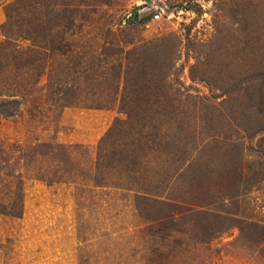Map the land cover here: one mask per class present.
Here are the masks:
<instances>
[{
    "label": "rangeland",
    "instance_id": "rangeland-1",
    "mask_svg": "<svg viewBox=\"0 0 264 264\" xmlns=\"http://www.w3.org/2000/svg\"><path fill=\"white\" fill-rule=\"evenodd\" d=\"M11 1L0 0V39ZM106 1L82 5L69 50L31 89L23 76L18 91L10 88L16 70L0 57V264H142L133 255L162 227L151 219L169 205L151 193L136 199L116 180L115 164L90 169L116 119H127L121 141L137 138L138 112L162 127L155 141L147 135L139 145L116 146L126 165L137 160L130 166L143 191L215 214L181 217L179 229L200 222L192 239L216 231L207 243L190 242L181 259L264 264V0ZM56 88L69 103L50 106ZM13 98L20 100L14 112ZM44 143L67 151L72 182L34 176L26 154ZM41 155L33 165L54 162ZM19 204L21 216H10ZM172 224L164 225L174 232ZM177 236L185 239L174 234L170 245Z\"/></svg>",
    "mask_w": 264,
    "mask_h": 264
},
{
    "label": "trees",
    "instance_id": "trees-1",
    "mask_svg": "<svg viewBox=\"0 0 264 264\" xmlns=\"http://www.w3.org/2000/svg\"><path fill=\"white\" fill-rule=\"evenodd\" d=\"M102 2L107 3L106 0H102ZM87 4V0H69L63 2H56L54 0H13L5 5L4 11L6 22L2 25L1 32H3L2 34L5 35L6 38L0 39V57H4L6 61L10 60V66H12L10 71H13V69L16 70L11 73L13 74V77L10 78L12 79L10 81V88L18 91L20 89L18 79L19 76H23L22 79L24 82L30 85L29 87H23L24 90L31 89L32 85L38 81L39 76L49 65L50 60L55 56L64 55L69 50V40L67 36L74 33L72 27L75 25L76 17L79 16V12L82 10V5ZM22 41L25 42V45L22 44ZM1 65L2 63L0 62V66ZM3 65L6 64L4 63ZM50 93H52L53 96H56L55 99H53V103H50V106H54L57 103L59 105H66L69 103L68 100L70 97H68V94L64 93L63 90H60V88H56V90L50 91ZM93 100L98 99L94 97ZM121 100H125L123 95L121 96ZM9 103L11 110L14 112L17 109V106L20 105V100L18 98H13L10 99ZM91 106L99 107L98 101H92ZM124 113L127 115L126 118L131 117V110L124 109ZM10 115H12V113H10ZM138 115L142 120V124L137 128V138L132 137L129 142L121 141V139L124 138V135H126L125 124L127 119H116L101 139L96 152L97 160H95L90 169L101 171V169L104 168L111 171L115 164L117 168H119L118 172L115 173L116 180L118 181L122 178L124 180L123 184H126L124 188L132 190L136 199L138 198L142 200L149 196L152 198L151 200L155 201V203H159L160 205L167 204L170 207L167 208L170 211L165 213V215L160 214L159 217L151 219L162 227L156 229L157 231L154 232L153 229L152 231L150 230L148 234L149 243L145 244L146 246L142 248V252L137 258L133 255L134 261L136 259V261L142 264H195L193 261L194 256H189V259H187V257L181 259L180 254L182 253L184 255L189 252L190 249L188 248V245L190 242H192L193 247H196V244L209 242L212 239L210 236L216 231L213 232L212 228L208 229L207 227V229H203L204 232L207 233V237L204 236L201 239H192L195 236L192 237L193 235L191 234L193 233L189 232L195 230L196 228H192V226L199 225L200 222L198 223L197 221H194L190 224V227L182 229L175 226L183 223L184 220H180L181 217H184L185 219L189 218L192 212L200 211V215L203 214L204 216H207L215 215L214 211L203 210L201 205H198V209H193V203L191 202L185 204L182 203V201L181 203L175 204L171 197L162 198L160 193L157 191L155 192V190L154 192L147 193L143 191L145 190L142 187L143 185L140 184L138 177L135 176L138 171H133V168L130 166L135 164L137 160L132 159L131 162L126 165L125 161L128 156L126 155L124 157L122 155L121 147L116 146L124 144L126 147H130L132 143L139 145L138 137L143 138L147 135L150 136V139L146 140L147 142L153 143L155 141L152 138L158 136V132L162 127L147 123V117L146 115L144 116L143 112H138ZM153 131L154 133L151 134ZM109 146L112 148L111 154L108 153L110 150L107 152ZM40 147H42V151L35 148L31 154H26V158H29V163L31 164L30 166L34 172V176L47 183L58 181L72 182L74 176L77 177V173L72 172L74 171V163H70V160L68 161L69 154L63 149V147H61V145L44 143ZM128 150L133 151L134 149L132 148ZM40 153L43 154L41 156L44 157L45 160L54 158L52 159L54 162L45 165L39 164L41 166L33 165L32 162L35 161V157ZM67 164H69V166H66ZM121 165H126L125 168L130 170L131 174H126L129 175L127 179H125L123 173L120 172L122 170L120 169ZM120 174H122V176H120ZM16 179L18 182V176ZM117 181H115V183H117ZM98 185H101V183ZM149 193L151 194L148 195ZM16 201H18V198H14L13 202L15 203ZM20 208L19 204V207L17 205L15 209H11L9 213L10 216H21L22 212ZM159 210L161 212L163 211L162 209ZM186 220L189 221L188 219ZM171 222L173 223L172 230L174 232L169 231L167 228L169 226L164 225L165 223L171 224ZM179 233L185 236V239L181 236H177L172 240V242H174L173 245H170L171 237L174 234ZM124 262L125 264L129 263L128 260Z\"/></svg>",
    "mask_w": 264,
    "mask_h": 264
},
{
    "label": "built area",
    "instance_id": "built-area-1",
    "mask_svg": "<svg viewBox=\"0 0 264 264\" xmlns=\"http://www.w3.org/2000/svg\"><path fill=\"white\" fill-rule=\"evenodd\" d=\"M157 16V15H156Z\"/></svg>",
    "mask_w": 264,
    "mask_h": 264
}]
</instances>
